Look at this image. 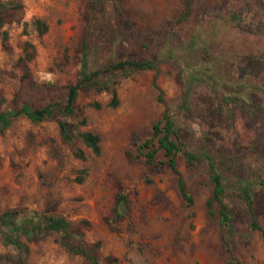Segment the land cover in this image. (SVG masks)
Wrapping results in <instances>:
<instances>
[{"label": "rangeland", "instance_id": "374dc122", "mask_svg": "<svg viewBox=\"0 0 264 264\" xmlns=\"http://www.w3.org/2000/svg\"><path fill=\"white\" fill-rule=\"evenodd\" d=\"M0 2L13 4L0 27V110L63 103L84 43L101 85L81 87L74 115H20L0 132V215L15 212L23 225L15 235L27 247L22 255L0 238V264H87L63 233L44 229L47 215L70 221L68 242L92 248L98 264H264L262 232L251 226L255 218L264 229V0ZM35 18L46 32H37ZM26 41L33 44L27 61L20 59ZM147 59L154 69L114 66ZM193 72L200 79L191 80ZM166 110L191 203L162 163L163 150L147 164L141 148ZM59 119L97 134L100 152L78 137L65 141ZM183 150L209 153L233 186L240 178L253 183L252 208L236 190L224 196L231 231L211 200L206 159L189 165Z\"/></svg>", "mask_w": 264, "mask_h": 264}, {"label": "trees", "instance_id": "16d2710c", "mask_svg": "<svg viewBox=\"0 0 264 264\" xmlns=\"http://www.w3.org/2000/svg\"><path fill=\"white\" fill-rule=\"evenodd\" d=\"M10 7H13L12 3L8 2H0V27H3L7 22L5 12ZM32 24L37 30L39 34H42L48 30V24L42 21L39 18H35L32 20ZM2 37L5 40L7 37V33L5 30L2 31ZM86 49L87 46L84 43L82 45V59H81V68L79 71V77L77 81L71 84L66 93V99L63 103H49L42 107H33L28 103H22L20 107L17 109L10 110H0V132L6 130L13 119L24 115L31 121H41L48 117H53L56 110H58L63 116L66 115H74L76 112V101L78 97L79 90L83 85H95L101 86L100 82L94 80L93 77L96 74V71H88L87 61H86ZM33 57V44L29 41L25 42L24 45V55L21 56V60H30ZM129 66L134 70H148L154 69L157 65L156 60L147 59L141 61H120L114 63V66L117 68H124V66ZM200 77L193 72L191 74V80H198ZM105 86V85H102ZM111 105H116V94L113 91V96L110 101ZM85 120H81V124H84ZM58 126L60 130V134L62 138L67 142H72L74 138H80L83 143L89 147L94 154H98L100 152V138L97 134L92 131L79 130V126L72 122H69L65 119L58 120ZM153 128L155 130L153 138H147L141 143V148L144 149L145 162L147 164H151L155 161L156 153L158 149H162L166 160L162 161V163H166L171 170L177 174V182L178 188L181 196L186 199L189 203L192 202V198L186 193L184 188V182L180 175V172L177 168L176 156L179 151H181L180 142L177 140V125L175 123V119L173 115L168 111H164L161 119L156 121L153 124ZM156 138V140H155ZM184 158L187 164L191 165L194 161L201 157L206 159L208 165V174L209 179L212 183V196L211 200H215L218 204L217 212L220 218V223L226 231L232 230V221H233V211L229 207V205L225 202L224 196L227 191H231V189L236 190L239 194L240 198L245 202V204L249 207H253L254 199H253V183L247 179L240 178L239 184L237 186H233L230 182L227 183L224 180L223 175L219 171L213 157L209 153H194L188 150L182 151ZM79 156H83V153L80 151ZM28 225L25 226V228ZM251 226L254 229H258L262 232V238L264 241V229L260 226L258 221L253 218L251 221ZM32 230H35L36 226H32ZM71 224L65 217L60 215H47L44 216V229L45 230H53L57 232L63 233V241L67 248L77 254L83 255V257L87 260V264H98V258L96 253L92 248L86 247L82 244H72L68 242L69 230ZM23 225L17 223L15 219V212L13 211H4L0 215V238L5 244H11L21 252L22 255L25 254L27 249L26 245L22 243L15 233H18L19 230H22ZM109 259L116 260L115 258L109 257ZM242 264V263H238Z\"/></svg>", "mask_w": 264, "mask_h": 264}]
</instances>
